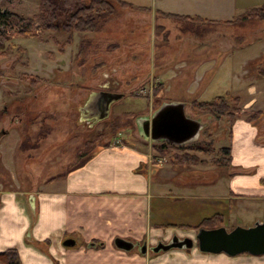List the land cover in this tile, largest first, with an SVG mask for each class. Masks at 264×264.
<instances>
[{
	"label": "rangeland",
	"instance_id": "obj_1",
	"mask_svg": "<svg viewBox=\"0 0 264 264\" xmlns=\"http://www.w3.org/2000/svg\"><path fill=\"white\" fill-rule=\"evenodd\" d=\"M107 1L97 13L96 28L72 31L44 29L38 0H0L1 10L36 16L32 35L17 34L16 28L1 41L0 204H5L3 194H15L28 210V193L51 189L54 180L62 181L68 171L99 150L121 145L146 157L149 166L142 172L151 186L165 183L159 173L173 170L165 178L181 188L179 202L161 204L159 211L152 208L147 213L149 240L152 229L163 231L154 233L163 242L169 240V228L197 231L202 218L215 214L221 215L220 225L228 229L262 219L264 212L255 216L257 204L222 200L225 190L218 183L230 169L229 159L218 149L229 142L234 118L249 120L255 113L240 109L247 100L246 85L258 76L264 79V18L224 24L216 30L204 23L191 31L189 23L169 15L121 0ZM229 83L233 94L226 93ZM262 89L264 83L258 86ZM101 90L124 96L112 104L108 118L89 120L87 100ZM217 96L239 97L240 109L231 108L232 116L217 117L193 106L194 100ZM166 100L186 102L187 114L206 123L193 143L202 142L207 151L189 147L193 143L168 144L161 151L140 136L137 118L150 116ZM184 153L196 155V162L183 161ZM214 180L218 186L211 184L213 191H207L204 186ZM161 190L155 189L154 194L165 192ZM154 218L163 221L154 224ZM121 224L125 229L132 222L123 219Z\"/></svg>",
	"mask_w": 264,
	"mask_h": 264
},
{
	"label": "crops",
	"instance_id": "obj_2",
	"mask_svg": "<svg viewBox=\"0 0 264 264\" xmlns=\"http://www.w3.org/2000/svg\"><path fill=\"white\" fill-rule=\"evenodd\" d=\"M121 2L177 18L189 23L191 31L193 26L204 23L216 30L220 25L231 24L230 21L238 15L264 5V0ZM228 74L231 76V71ZM261 83H264L263 76H258L245 87L247 100L240 110L259 114L251 120L241 117L233 120L229 142L224 145L229 147L227 165L230 170L225 180L218 183L225 190L223 201L244 200L257 204L259 208L255 216L264 212V89L258 90ZM226 88V93L233 94L232 83ZM145 158L141 152L121 145L105 147L89 161L68 171L62 181L54 180L51 189L28 193L25 199L29 211L21 206L22 197L3 194L0 252L15 249L21 264H264V254H211L199 251L196 246L152 254L149 249L142 253L137 247L129 251L118 249L114 245L116 237L145 242L147 247L156 244L160 239L154 233L162 234L163 231L152 229L149 240V233L146 234L149 221L147 225L145 222V218H149L147 213L152 208L159 211L161 204L171 206L180 200L181 188L169 183L170 178H165L173 170L159 173L165 183L158 181L151 186L142 172L149 166ZM56 183L60 186L56 187ZM209 184L204 186L209 187L205 190L213 191L215 180ZM155 189H165V192H155L156 195ZM123 219L130 220L134 228L125 226L121 229ZM154 219V224L163 221V218ZM167 230H171L169 239L173 232L181 237L192 236L195 232ZM68 238L74 243L65 245Z\"/></svg>",
	"mask_w": 264,
	"mask_h": 264
},
{
	"label": "water",
	"instance_id": "obj_3",
	"mask_svg": "<svg viewBox=\"0 0 264 264\" xmlns=\"http://www.w3.org/2000/svg\"><path fill=\"white\" fill-rule=\"evenodd\" d=\"M124 96L112 90H101L90 95L87 107L97 110L94 121H101L109 117L114 102ZM206 123L200 118H193L186 112V102L182 100H166L153 111L150 116L137 118V128L140 136L153 143H166L181 147L198 140ZM33 206L32 198L30 199ZM74 243L73 239L65 240V245ZM114 245L125 251L137 247L145 253L147 249L153 253L172 249H191L196 246L204 253H225L229 256L246 253L250 255L264 254V214L262 219L256 220L248 227L235 226L228 229L225 226L215 228L200 227L193 236H179L176 232L167 242L159 240L147 247L145 242L132 241L122 237L114 239Z\"/></svg>",
	"mask_w": 264,
	"mask_h": 264
},
{
	"label": "trees",
	"instance_id": "obj_4",
	"mask_svg": "<svg viewBox=\"0 0 264 264\" xmlns=\"http://www.w3.org/2000/svg\"><path fill=\"white\" fill-rule=\"evenodd\" d=\"M40 2L41 11L39 18L41 25L44 29H60V30H69L72 31H90L96 28V19L97 13L101 12L103 7L108 5L107 0H38ZM122 4H126L122 2ZM127 5V4H126ZM36 17V16H35ZM22 17L21 15L10 12L8 10L0 9V47L3 45L2 40L8 37L6 33L8 31L16 30L17 34H33L32 33V22L35 18ZM253 18L263 19L264 18V5L254 8L246 13L240 14L235 17L230 23H238L245 20H251ZM264 75V74H263ZM193 106L199 112H204L209 115H216L217 117H222L223 115H233L230 112L231 108L240 109V98L237 96L226 98L225 96H217L213 99L207 101H193ZM259 112H256L254 116L256 117ZM235 119V118H234ZM251 119V118H250ZM253 119V118H252ZM153 143V142H152ZM166 143H153V146L159 150H164ZM209 148H213L214 145L211 142ZM191 148L194 150H205V147L202 142L190 144ZM219 152L228 158L229 147L221 146ZM183 161L196 162L197 156L191 154H182L180 155ZM221 160V159H217ZM215 161V160H214ZM84 162V161H83ZM82 162V163H83ZM222 224L221 215L215 214L212 217L202 218L199 221L198 227H211L215 225ZM176 225H173L175 227ZM0 264H21L18 252L15 249H7L0 252Z\"/></svg>",
	"mask_w": 264,
	"mask_h": 264
},
{
	"label": "flooded vegetation",
	"instance_id": "obj_5",
	"mask_svg": "<svg viewBox=\"0 0 264 264\" xmlns=\"http://www.w3.org/2000/svg\"><path fill=\"white\" fill-rule=\"evenodd\" d=\"M86 115H87V119L89 120H95V117H96V113H97V110L95 107H87L86 108Z\"/></svg>",
	"mask_w": 264,
	"mask_h": 264
}]
</instances>
